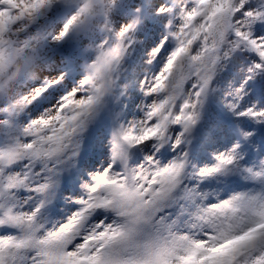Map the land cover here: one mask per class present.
<instances>
[{"label": "snow or ice", "instance_id": "obj_1", "mask_svg": "<svg viewBox=\"0 0 264 264\" xmlns=\"http://www.w3.org/2000/svg\"><path fill=\"white\" fill-rule=\"evenodd\" d=\"M0 264H264V0H0Z\"/></svg>", "mask_w": 264, "mask_h": 264}]
</instances>
